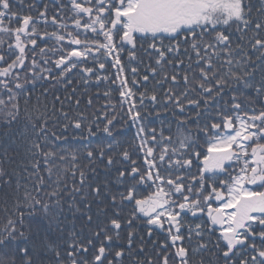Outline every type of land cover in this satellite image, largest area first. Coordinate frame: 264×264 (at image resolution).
<instances>
[{"label": "snow or ice", "instance_id": "obj_1", "mask_svg": "<svg viewBox=\"0 0 264 264\" xmlns=\"http://www.w3.org/2000/svg\"><path fill=\"white\" fill-rule=\"evenodd\" d=\"M55 6L49 15L47 2L40 8L37 0H0V92L7 96H0V127L16 129L11 143L26 156L21 170L0 166V188L9 189L0 197V264H264V191L245 187L264 188V0H55ZM51 40L59 47L38 43ZM141 50L148 59L143 72ZM109 60L136 132L133 144L139 141L135 156L118 139L124 131H116L115 115L103 118V142L72 148L70 130L79 140L95 131L88 126L85 135L84 117L64 111L59 96V108L42 103L48 87L38 82L72 84L76 69L84 85L93 75L97 84L106 82L88 61L105 70ZM28 84L44 89L35 105ZM245 100L259 110L249 111ZM169 107L175 133L171 122L167 132L149 129L147 117L155 112L163 124ZM77 152L86 165L76 163ZM66 153L71 168L56 163ZM233 162L238 174L228 181L216 175ZM194 167L198 176L186 183ZM145 187L151 192L142 196ZM69 214L82 224L66 236Z\"/></svg>", "mask_w": 264, "mask_h": 264}, {"label": "trees", "instance_id": "obj_2", "mask_svg": "<svg viewBox=\"0 0 264 264\" xmlns=\"http://www.w3.org/2000/svg\"><path fill=\"white\" fill-rule=\"evenodd\" d=\"M43 2L49 3V15H52L56 11V6H55V0H43ZM43 2L41 0H37V3L39 4L40 8L43 7ZM68 0H64V3H67ZM83 2V0H81ZM24 11L27 13L28 9L25 8ZM34 14H38L35 13ZM64 14L70 15V12L65 9ZM86 19V18H85ZM69 24V27H71V21H67ZM56 26L51 25L49 21V26H48V31H52ZM40 28H44V24H40ZM63 31V30H62ZM234 31V28L231 30ZM87 35L91 36V33H88ZM41 46L45 47H51V46H56L55 40L48 41L47 44L43 41H39ZM5 48L7 47L6 45L4 46ZM38 51V49H37ZM49 57L51 59H55L56 56L52 53H48ZM142 59H143V64L140 65V71L143 72L145 69V66L148 63L147 57L143 56V52L138 54ZM124 63L127 65V52H124L122 54ZM51 59L49 60L48 64H44L43 60L38 61L42 67L45 68H50L53 73H57L59 70L55 68V65L51 62ZM101 59H104V57H101ZM29 65L31 61H28ZM188 61L185 60V65H187ZM112 61L109 60L107 62V66L105 70H100L98 67L95 66V63L93 61H88V66L94 67L95 72L98 73L101 76H108L109 80L108 81H103L101 80L99 84L96 83L95 81V75H93L92 80L89 82L88 85H84L83 83L79 82L80 75L79 70L76 69L73 71V73L69 74V78L73 80L72 84H67V81L63 83H57L55 80L50 79L49 81H40L39 83H44L48 87V97L47 100L45 101L42 98V103H47L48 107L51 109L53 103H55L56 108L60 107L59 101L55 100L56 96H59L61 100L65 101V107L64 111H67L70 116H76L77 113L81 114L84 117V123H85V128H84V134L87 135V128L88 126H91V128L95 131V135L88 137L87 140H79V139H73L71 135V130L68 133V144L72 146V148H82L84 144L89 143L91 141L92 146L95 147L98 143H101L105 140V134L102 131V122L106 123V120H103L104 116L107 115L109 117L115 115L117 117V121H119L118 126L116 131H124V136L123 137H118L122 141L123 147H126L129 149L130 152L134 154V156L137 154V146L139 144V141L135 142V145L133 144V140L135 138V129L128 127V125H131V121H127V117L125 113L127 112L128 105L124 104L123 106L120 104L121 97L119 95V87L118 84L112 83V81L115 80L117 72L115 68L111 67ZM37 72L40 71V68L36 69ZM21 76V81H23V77L25 73L23 71L19 72ZM47 75V73H44ZM181 76H183V72L181 73ZM131 79L132 75L130 72V69H128V81H129V86L135 89L136 86L131 84ZM143 83V81H141ZM152 83L154 81L149 83V87L152 86ZM27 89H29L32 92V105L36 104V97L40 95V93L44 90L43 88H40L37 86V88L33 91L32 90V85L28 84L26 85ZM165 89L167 88V85L163 86ZM75 88L77 89L75 92L72 91V89ZM105 91H109L110 95L105 96L104 93ZM140 91H143V88L140 89ZM178 91H183V88L178 89ZM71 95L73 98L71 100H67L66 97ZM159 95L161 99L163 98L164 92L163 89L159 92ZM191 96H195V93H191ZM0 96H2L3 99L7 100V96L3 95L2 92H0ZM79 99L80 103L77 105L76 100ZM89 100L92 101L91 104H89ZM136 100H139V95L137 94ZM111 101V103H109ZM146 104L151 105L150 101H145ZM248 105V110L250 111L252 108H256L259 110V104L258 103H249L247 100L244 101ZM20 105H21V110L23 111L24 108V101L23 98L20 100ZM113 105L115 107H113ZM185 106L187 107V104L185 102ZM221 107H223V102H221ZM156 108L159 109L160 105L157 104ZM210 112H212L213 117H216V111L215 109H210ZM49 115H53L51 112ZM60 115L59 112H56L55 115L53 116V119L55 117H58ZM241 116L243 117V113H241ZM99 117V119L97 118ZM161 118L164 119V123L161 124L160 119H157L155 116V112H153L152 115L147 117V121L145 122L148 126L149 129L151 128H156L158 131L163 127L165 132H167L168 127H169V122H171V129L173 133H175L176 129V124H175V117L172 115V109L169 107V110L167 112H161ZM207 119V116H205L201 123L204 122V120ZM125 121H127V125L125 124ZM66 123V121H63L62 119L58 122V130H61L63 128V124ZM101 124V130L96 131V125ZM16 133V129L9 130L7 127H0V166L5 168L8 172L13 173L15 170H21V161L25 160L26 162V156L23 147H18L17 144H12L11 143V138L14 137ZM209 138H202V142L206 141ZM59 143V142H58ZM7 148V156L5 157L4 155V149ZM71 151V149H69ZM205 154L206 153V144L205 147L201 149ZM77 156L79 159L76 161V163L80 165H86L87 160L84 157V154L81 152H77ZM66 160L65 161H56L57 165L66 167V168H71V165L73 161L71 160V156L66 153ZM42 159V158H41ZM11 161V162H9ZM141 162H142V155H141ZM226 168L228 169L226 172L223 173H216L217 176L220 178L228 181L231 179L232 175L238 174L239 173V167L236 166V164L233 162L231 163V166L226 165ZM21 174L24 175V173L21 171ZM91 174V173H90ZM46 175V173H44ZM197 175L198 176V169L193 168L191 170V173L189 174L188 178L186 179V183L192 182L191 181V176ZM104 174L103 171L101 170V178H103ZM198 183V181H197ZM215 184L217 188L221 191L226 192V188L219 183V179L215 181ZM251 190H257V191H264V188L257 187L255 189ZM9 189L6 187L0 188V197L3 196L5 192H8ZM151 192V189L149 187H145L143 191L141 192L142 196H147ZM208 192H211V189H207L205 194H208ZM212 206H218V202L214 199L213 201L211 200ZM206 211V209H205ZM188 219H192L191 217H188ZM206 219V217H204ZM73 224H75V230L77 232H80V226L82 224V221L79 219L73 221V218L71 214L68 216V220L66 222L65 226V235L67 236L68 230L73 229ZM84 235H87V230L85 229L83 232ZM164 234H160L158 237L159 239H163ZM53 239L56 238V234H53Z\"/></svg>", "mask_w": 264, "mask_h": 264}, {"label": "water", "instance_id": "obj_3", "mask_svg": "<svg viewBox=\"0 0 264 264\" xmlns=\"http://www.w3.org/2000/svg\"><path fill=\"white\" fill-rule=\"evenodd\" d=\"M258 185H249V187H252V188H254V187H257Z\"/></svg>", "mask_w": 264, "mask_h": 264}]
</instances>
